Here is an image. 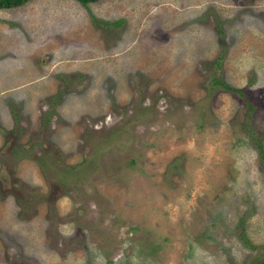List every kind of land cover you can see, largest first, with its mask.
I'll return each mask as SVG.
<instances>
[{"label":"rangeland","instance_id":"1","mask_svg":"<svg viewBox=\"0 0 264 264\" xmlns=\"http://www.w3.org/2000/svg\"><path fill=\"white\" fill-rule=\"evenodd\" d=\"M263 257L264 0L0 9V264Z\"/></svg>","mask_w":264,"mask_h":264},{"label":"trees","instance_id":"2","mask_svg":"<svg viewBox=\"0 0 264 264\" xmlns=\"http://www.w3.org/2000/svg\"><path fill=\"white\" fill-rule=\"evenodd\" d=\"M29 0H0V9H9V8H15V7H19L22 6L23 4H25L26 2H28ZM77 1L79 4H81L82 6H86L89 3H95L99 0H75ZM215 83H218L222 88L231 91V92H238L237 90H234L233 88L229 87L228 85L219 82L217 80H214ZM257 150H258V154L261 155V147L259 144L256 145ZM262 156V155H261ZM258 264H264V257L259 261Z\"/></svg>","mask_w":264,"mask_h":264}]
</instances>
